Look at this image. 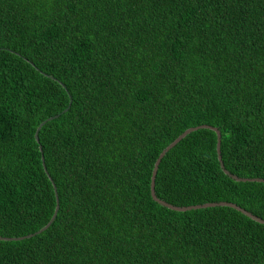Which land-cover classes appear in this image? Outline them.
Segmentation results:
<instances>
[{
    "label": "trees",
    "instance_id": "obj_1",
    "mask_svg": "<svg viewBox=\"0 0 264 264\" xmlns=\"http://www.w3.org/2000/svg\"><path fill=\"white\" fill-rule=\"evenodd\" d=\"M201 124L264 179V0H0V237L59 204L0 264H264V224L150 195ZM216 142L178 140L156 196L264 219V182Z\"/></svg>",
    "mask_w": 264,
    "mask_h": 264
},
{
    "label": "water",
    "instance_id": "obj_2",
    "mask_svg": "<svg viewBox=\"0 0 264 264\" xmlns=\"http://www.w3.org/2000/svg\"><path fill=\"white\" fill-rule=\"evenodd\" d=\"M70 102V101H69ZM42 124V123H41ZM40 124V125H41ZM39 125V126H40ZM39 128V127H38ZM199 128H206V129H211L212 131H215L216 134H217V142H216V154H217V159L219 161V165L220 167L222 168L223 172L230 176L231 178L237 180V181H257V182H264V179L263 178H258V177H253V178H240L234 174H231L229 173V171L227 169L224 168L223 166V162L221 160V155H220V150H219V140H220V132L219 130L216 128V127H213V126H210V125H207V124H201V125H197V126H194V127H189L187 129H185L182 133H180V135L174 140L172 141L171 143H169L166 147L163 148V150L160 152V154L158 155V157L156 158V160L154 161V164H153V168H152V172H151V180H150V195L152 197V199H154L156 202H158L159 204L163 205V206H166L167 208L169 209H172V210H175V211H185V210H190V209H196V208H203V207H208V206H229V207H232L238 211H241L242 213H244L245 215H247L248 217H250L251 219L259 222V223H262L264 224V219L260 218V217H257L255 215H253L251 212L247 211L246 209L240 207V206H237L236 204L234 203H231V202H227V201H217V202H206V203H202V204H196V205H188V206H176V205H172L166 201H163L161 199H159L156 195H155V191H154V180H155V175L157 173V169H158V164L160 162V159L161 157L164 155V153L169 150L178 140H180L181 138H183L185 135H187L188 133H190L191 131L193 130H196V129H199ZM37 133V131H36ZM35 139H37V136L35 134ZM41 159L43 161V156L41 155ZM43 163V162H42ZM45 168V166H43ZM54 189H55V186L53 185ZM56 194V192H55ZM56 196V195H55ZM58 207H59V204H58V199H57V196H56V204H55V207H54V211H53V214L51 216V218L49 219V221L44 225L42 226L41 228H39L37 231L33 232V233H29L25 236H19V237H10V238H7V237H0V239H5V240H17V239H21L23 237H31L33 236L34 234H37L41 231H43L44 229H46L50 223L53 221V219L55 218L56 216V213H57V210H58Z\"/></svg>",
    "mask_w": 264,
    "mask_h": 264
},
{
    "label": "bare ground",
    "instance_id": "obj_3",
    "mask_svg": "<svg viewBox=\"0 0 264 264\" xmlns=\"http://www.w3.org/2000/svg\"><path fill=\"white\" fill-rule=\"evenodd\" d=\"M36 136H37V134H36ZM220 141V140H219ZM219 150H220V142H219ZM160 154V153H159ZM165 154V153H164ZM162 158V157H161ZM161 160V159H160ZM156 176V175H155ZM154 182H155V180H154ZM156 195V194H155ZM54 220V219H53ZM51 224V223H50Z\"/></svg>",
    "mask_w": 264,
    "mask_h": 264
}]
</instances>
